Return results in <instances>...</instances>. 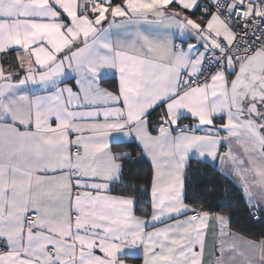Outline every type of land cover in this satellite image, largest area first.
Segmentation results:
<instances>
[{"label":"snow or ice","instance_id":"snow-or-ice-1","mask_svg":"<svg viewBox=\"0 0 264 264\" xmlns=\"http://www.w3.org/2000/svg\"><path fill=\"white\" fill-rule=\"evenodd\" d=\"M0 264H264V0H0Z\"/></svg>","mask_w":264,"mask_h":264}]
</instances>
